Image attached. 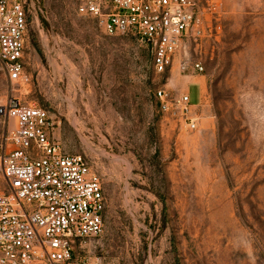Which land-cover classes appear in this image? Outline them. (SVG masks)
Wrapping results in <instances>:
<instances>
[{
    "label": "rangeland",
    "instance_id": "rangeland-1",
    "mask_svg": "<svg viewBox=\"0 0 264 264\" xmlns=\"http://www.w3.org/2000/svg\"><path fill=\"white\" fill-rule=\"evenodd\" d=\"M79 1L33 0L27 80L10 83L0 67V100L47 108L64 151L98 174L104 229L87 253L108 264H264V0H221L162 74L144 43L105 34ZM160 87L189 94L196 129L160 110Z\"/></svg>",
    "mask_w": 264,
    "mask_h": 264
},
{
    "label": "built area",
    "instance_id": "built-area-1",
    "mask_svg": "<svg viewBox=\"0 0 264 264\" xmlns=\"http://www.w3.org/2000/svg\"><path fill=\"white\" fill-rule=\"evenodd\" d=\"M221 0H80L79 14L107 35L144 43L162 74L204 31ZM33 0H0V67L10 83L26 81L25 38ZM203 72L199 60L179 68ZM162 112L197 128L188 93L156 90ZM47 108L9 95L0 100V264H108L87 253L104 229L98 174L82 154L64 151Z\"/></svg>",
    "mask_w": 264,
    "mask_h": 264
}]
</instances>
